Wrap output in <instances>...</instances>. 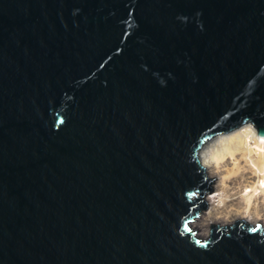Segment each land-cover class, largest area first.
I'll list each match as a JSON object with an SVG mask.
<instances>
[{"label": "water", "instance_id": "1", "mask_svg": "<svg viewBox=\"0 0 264 264\" xmlns=\"http://www.w3.org/2000/svg\"><path fill=\"white\" fill-rule=\"evenodd\" d=\"M245 123L264 0H0V264H264L254 222L191 225Z\"/></svg>", "mask_w": 264, "mask_h": 264}, {"label": "bare ground", "instance_id": "2", "mask_svg": "<svg viewBox=\"0 0 264 264\" xmlns=\"http://www.w3.org/2000/svg\"><path fill=\"white\" fill-rule=\"evenodd\" d=\"M197 157L215 184L201 206L207 209L192 220L195 234L206 237L210 225L239 220L264 229V137L245 123L201 147Z\"/></svg>", "mask_w": 264, "mask_h": 264}, {"label": "rangeland", "instance_id": "3", "mask_svg": "<svg viewBox=\"0 0 264 264\" xmlns=\"http://www.w3.org/2000/svg\"><path fill=\"white\" fill-rule=\"evenodd\" d=\"M213 187H212V189L210 190V192H209V194L207 195V197H211L212 196V191H213ZM196 197H199V194H198V192L196 193V195H195ZM195 196H193V198H192V200H195ZM206 205V204H205ZM207 209V206H203L202 208H200V210H199V212H198V215L201 213V212H203L204 210H206ZM197 216V215H196ZM192 231H194L193 230V228H192ZM196 235H197V233H196ZM198 236V235H197Z\"/></svg>", "mask_w": 264, "mask_h": 264}, {"label": "clouds", "instance_id": "4", "mask_svg": "<svg viewBox=\"0 0 264 264\" xmlns=\"http://www.w3.org/2000/svg\"><path fill=\"white\" fill-rule=\"evenodd\" d=\"M195 195H196V194H195ZM195 195H194V196H195Z\"/></svg>", "mask_w": 264, "mask_h": 264}]
</instances>
